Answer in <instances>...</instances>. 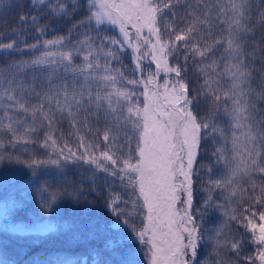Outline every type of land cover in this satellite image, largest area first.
<instances>
[{
	"label": "snow or ice",
	"instance_id": "6c2138e0",
	"mask_svg": "<svg viewBox=\"0 0 264 264\" xmlns=\"http://www.w3.org/2000/svg\"><path fill=\"white\" fill-rule=\"evenodd\" d=\"M30 5L41 16L44 7L61 19L81 7L85 14L53 39H40L48 29L40 16L20 15L36 42L12 38L23 27L0 42L10 57L38 53L0 69V134L27 154L0 153V165H23L30 177L0 176L4 233H35L41 243L51 234L89 249L54 251L33 264H198L205 241L218 257L212 264H264V0ZM0 7L7 11V0ZM209 141L211 163L199 164ZM36 144L44 158L29 152ZM72 168L84 170L110 221L63 219L65 198L86 200L67 177ZM197 182L206 196L194 209ZM33 187L38 209L15 222ZM213 210L222 218L205 229ZM245 244L254 253L242 255Z\"/></svg>",
	"mask_w": 264,
	"mask_h": 264
},
{
	"label": "trees",
	"instance_id": "16d2710c",
	"mask_svg": "<svg viewBox=\"0 0 264 264\" xmlns=\"http://www.w3.org/2000/svg\"><path fill=\"white\" fill-rule=\"evenodd\" d=\"M222 3H227V0H221ZM11 7L5 11L3 9L0 11V42H8V37L13 33L12 30L14 28L21 25L19 22V16L24 14L31 15H41L40 12L35 11L31 5L30 0H12ZM46 4H52L53 0H45ZM256 3H259V0H256ZM41 6L37 5V8ZM47 7L42 8V13ZM45 15L41 16V20ZM73 19H63L59 20L55 23L48 25L47 32L44 36L40 37V39H53L55 36L64 35L67 33L68 29L71 27V23L78 21ZM115 32V31H114ZM114 34H117L116 32ZM16 39H22L24 42L31 44L36 42L37 34L24 32L21 37H12ZM36 52L25 51L23 54H15L13 56H9L8 53H0V69H4L7 65L4 61L7 59L9 63L13 60L19 61L21 59L27 60L30 59L33 55H36ZM77 62H80L79 60ZM147 63V61H145ZM123 64L125 66L131 65L130 57L125 54L123 57ZM154 67V65H153ZM161 80H163V74L161 75ZM226 119V118H225ZM61 131L64 132L65 136H67L70 128L67 122H63L59 125ZM42 133L40 134V138L42 139ZM0 140L3 141L4 147H0V153H14L16 155H24V158H27V154L23 153V145L12 146L7 143V137H4L3 134H0ZM212 142L209 141L204 145V148L207 152V155L204 156L203 159L198 161L199 164H210L211 161L208 159V155L211 153ZM29 152L34 153L40 158H44L46 155V150L40 148L39 144L29 145ZM87 166H85L86 168ZM83 169L72 168L67 171V177L73 184H80L81 187L85 189L84 196L86 200H82L80 203H73L69 198H65L62 208L63 219L71 222H86L90 219H99L102 218L106 221H110L112 218L108 215L107 210L103 207L102 196L99 192H91L89 191L91 187V182L86 178H82ZM16 174L19 175L22 181H27L29 177V170L26 169L23 165L17 164H7L5 162L3 165H0V176ZM200 176L206 179V173L204 171L200 172ZM195 179V177H194ZM194 204L193 208H199L201 201L206 196V193L201 191V185L197 182L194 185ZM218 193H214V196H217ZM28 204L25 207L22 202L19 205V210L16 211L14 216L15 222H29V212L36 211L38 209V194L33 187L25 196ZM88 201H94V206H90ZM221 213L219 211H210L208 215L205 216V223L203 228L208 229L211 227H215L219 221L221 220ZM3 225L0 223V259H9L14 261L15 264H33L34 261L44 258L46 255L54 252V251H67L71 252L73 255L77 253H88V246L86 245H72L69 246L66 238H53L51 234L49 238L44 240L41 243V239L43 237H39L35 233H24V234H16V233H4ZM210 233H205V236H208ZM35 241V243H32ZM255 247L251 244H245L244 251L242 255H248L254 253ZM226 258L235 257L231 253H226ZM91 257L89 256V260ZM218 259V257L213 252V248L210 242H203L201 247L198 249V264H212L214 260Z\"/></svg>",
	"mask_w": 264,
	"mask_h": 264
},
{
	"label": "rangeland",
	"instance_id": "374dc122",
	"mask_svg": "<svg viewBox=\"0 0 264 264\" xmlns=\"http://www.w3.org/2000/svg\"><path fill=\"white\" fill-rule=\"evenodd\" d=\"M12 0H7V3H8V5H9V7H8V9L11 7V2ZM57 2V0H53V3H56ZM78 3L81 5V6H83V5H85V0H78ZM4 8L3 7H0V11H2ZM7 9V10H8ZM48 12H49V9L48 8H46L45 10H44V13H43V15H45L43 18H42V20L41 19H39V25L38 26H45V25H50V24H52V23H55V22H57V21H59V20H63V19H69V18H63V19H61V18H59V17H52V16H49L48 15ZM84 14H85V8L84 7H81L79 10H78V12L75 14V15H73L72 17H71V19H73V20H77V19H81L83 16H84ZM37 16H39V15H37ZM40 17H41V15H40ZM24 28V32H29V33H34L35 34V32H32L31 31V28H32V26L31 25H28V26H24V25H19V26H17V27H15L14 29L15 30H19L20 28ZM12 31H14V30H12ZM115 30H113V31H110V32H108L107 34L108 35H113V36H115L116 34H114L115 32H114ZM0 223L1 224H4L5 223V221L3 220V218L2 217H0ZM210 264V263H209Z\"/></svg>",
	"mask_w": 264,
	"mask_h": 264
}]
</instances>
